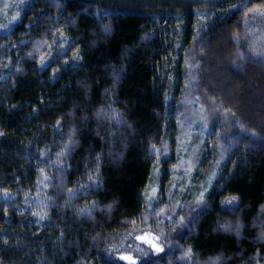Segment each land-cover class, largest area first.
<instances>
[{
  "label": "trees",
  "instance_id": "trees-1",
  "mask_svg": "<svg viewBox=\"0 0 264 264\" xmlns=\"http://www.w3.org/2000/svg\"><path fill=\"white\" fill-rule=\"evenodd\" d=\"M18 12L0 31V264H131L107 252L119 233L194 203L168 249L135 264H264V0ZM192 82L215 115L197 158L183 151Z\"/></svg>",
  "mask_w": 264,
  "mask_h": 264
},
{
  "label": "rangeland",
  "instance_id": "rangeland-1",
  "mask_svg": "<svg viewBox=\"0 0 264 264\" xmlns=\"http://www.w3.org/2000/svg\"><path fill=\"white\" fill-rule=\"evenodd\" d=\"M25 1L26 0H0V12L4 14V9L7 14V19H2L0 13V31L7 29L14 20H17L19 16L18 4H22ZM8 14H10V16H8ZM196 87L194 82H192L190 91L187 93L184 100L185 120L182 125V134L185 137L183 151L184 153L188 152L189 154H193L195 158H197L196 154L198 151L195 146V139L200 137L203 133H206V126L215 119V115L211 113L213 109H210L209 106L206 108V106L204 107L201 104V99L198 98L195 92L197 89ZM181 166L182 167H179V173L182 176L178 180H180L181 185L185 184L184 186H186L187 183L189 184L188 181L191 171L185 168L187 165L184 166V163ZM210 184L211 181L205 182L201 186V190H207ZM157 190V179L155 178L149 192V203L154 202L157 196ZM228 205H231L229 200L226 202V206ZM197 207L198 204L194 203L185 207V209H177L175 206L166 208L163 210L162 214L163 222H161L158 227L150 228V225H146V227L131 228L121 234L119 233L114 241L109 244L107 250L109 256L117 260L135 264L149 259L150 257L162 254L168 249L169 244L175 238V234L181 231L185 224L191 219ZM182 210H185V213H183Z\"/></svg>",
  "mask_w": 264,
  "mask_h": 264
},
{
  "label": "snow or ice",
  "instance_id": "snow-or-ice-1",
  "mask_svg": "<svg viewBox=\"0 0 264 264\" xmlns=\"http://www.w3.org/2000/svg\"><path fill=\"white\" fill-rule=\"evenodd\" d=\"M189 255H190V252H189Z\"/></svg>",
  "mask_w": 264,
  "mask_h": 264
}]
</instances>
